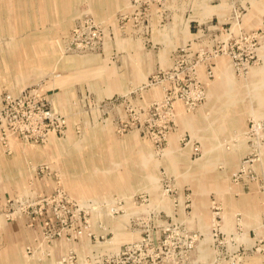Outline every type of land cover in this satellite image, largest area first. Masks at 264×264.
<instances>
[{
    "label": "rangeland",
    "instance_id": "rangeland-1",
    "mask_svg": "<svg viewBox=\"0 0 264 264\" xmlns=\"http://www.w3.org/2000/svg\"><path fill=\"white\" fill-rule=\"evenodd\" d=\"M65 3L0 0V264H264V0Z\"/></svg>",
    "mask_w": 264,
    "mask_h": 264
},
{
    "label": "crops",
    "instance_id": "crops-1",
    "mask_svg": "<svg viewBox=\"0 0 264 264\" xmlns=\"http://www.w3.org/2000/svg\"><path fill=\"white\" fill-rule=\"evenodd\" d=\"M67 2L64 4L66 12H72V7L74 10H78L79 13H95L102 14L103 19H110L114 13H122L127 10L130 0H63ZM99 17V16H98ZM139 69V68H138ZM16 143L11 144V149L8 154H0V197L11 196V192L14 188V183L16 184L17 176L15 173L21 172L18 168V163L24 164L25 154H22V145L18 142V138H13ZM13 140V141H14ZM209 141H212L209 139ZM20 146V147H19ZM6 152V151H5ZM14 174V175H13ZM20 176V174H19ZM8 181V182H7ZM4 183L8 184L5 185ZM17 188V187H16ZM2 204V202H0ZM26 221L25 219L12 220L11 217L0 216V232H14L17 226Z\"/></svg>",
    "mask_w": 264,
    "mask_h": 264
}]
</instances>
